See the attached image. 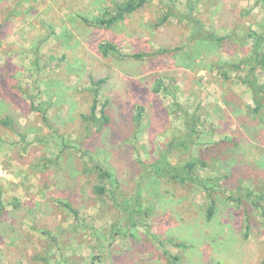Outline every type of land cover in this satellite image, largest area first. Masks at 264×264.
<instances>
[{
	"label": "rangeland",
	"instance_id": "1",
	"mask_svg": "<svg viewBox=\"0 0 264 264\" xmlns=\"http://www.w3.org/2000/svg\"><path fill=\"white\" fill-rule=\"evenodd\" d=\"M119 1L0 0V264H261L264 212L245 192L264 193V100L241 79L264 0H193L201 35L178 17L188 0H148L110 28L82 21ZM103 42L144 56L103 57ZM226 64L239 68L225 79ZM99 78L109 122L97 131L83 117ZM161 155L202 160L215 186L170 179ZM139 192L144 213L130 214Z\"/></svg>",
	"mask_w": 264,
	"mask_h": 264
},
{
	"label": "trees",
	"instance_id": "2",
	"mask_svg": "<svg viewBox=\"0 0 264 264\" xmlns=\"http://www.w3.org/2000/svg\"><path fill=\"white\" fill-rule=\"evenodd\" d=\"M148 0H123L119 2H113L111 8H105L101 15H96L92 19L82 18V21L88 26H95V27H103V28H110L114 24L121 22L124 20L128 15H131L141 9ZM188 13L178 15L179 18H182L190 24L192 28L195 29V33H199L201 35L204 33L202 29V25L197 21L195 17L192 16V6L194 4L193 0H188ZM168 13L164 16L160 23L165 22L168 19L169 15H175L172 12V8H168ZM262 29L260 32L257 31H248L246 34V38H249L252 41L250 55L246 58L243 64H246V73L242 77V82L246 85V87L251 91L252 100L259 106L262 101L264 100V84L260 83L256 78L257 72L264 71V21L261 25ZM205 38L203 40H210V41H220L222 38H218L213 32H205ZM98 50L103 57L115 56V57H129L132 59H142L144 56L141 53H134L131 55H124L121 51L113 44L108 42H103L98 45ZM169 50H163V52H168ZM172 51V50H171ZM234 68L238 69L239 65H223L220 66V69H223L222 75L226 79L228 78L226 74V68ZM106 83V78H99V79H91L90 86L88 88L89 92L92 95L91 106L89 109V114L83 117V119L91 124L95 130L99 131L104 126H106L109 122L108 116L105 114L103 110V106L99 107V94L102 86ZM158 86H160L158 84ZM157 92V89L155 90ZM140 111L136 114V121H140ZM42 119L44 123L47 125L48 121L44 115H42ZM1 123L4 125L9 124L7 120H1ZM187 127L189 130L190 135L196 133V119L195 118H186ZM164 155H161L162 165L158 166V171L168 175L170 179L176 180L181 183L190 184L195 187H200L206 192L211 191L215 186L213 179L203 178L198 174L199 170H203L206 167L205 162L200 159H191L186 163L182 164L181 166H172L170 163L164 162ZM94 169L97 175V179L100 181H108L110 184L113 179V174L104 168L102 165L96 163L94 165ZM94 194L98 196H102L107 192V189L101 185H95L93 188ZM245 197L249 198V201L254 205L259 207L260 213L262 214L263 207L261 206V202L264 201V193L254 194V192L246 191ZM61 205L67 209L72 214H76V211L68 204L64 202H59ZM260 205V206H259ZM127 206V207H125ZM125 208L128 209L129 213H139L143 214L144 210L142 209V204L140 201V192L136 195L134 202L129 204L125 203ZM212 208H208L207 215L211 217L212 215ZM134 226V225H133ZM168 262L169 264H181L180 259L178 256L169 255ZM261 264H264V259Z\"/></svg>",
	"mask_w": 264,
	"mask_h": 264
}]
</instances>
